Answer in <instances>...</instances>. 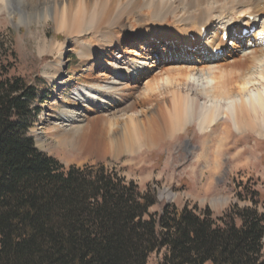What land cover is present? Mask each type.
I'll use <instances>...</instances> for the list:
<instances>
[{
  "label": "trees",
  "instance_id": "trees-1",
  "mask_svg": "<svg viewBox=\"0 0 264 264\" xmlns=\"http://www.w3.org/2000/svg\"><path fill=\"white\" fill-rule=\"evenodd\" d=\"M38 95L0 73V264H264V212L158 202L102 164L65 167L29 130Z\"/></svg>",
  "mask_w": 264,
  "mask_h": 264
},
{
  "label": "bare ground",
  "instance_id": "bare-ground-1",
  "mask_svg": "<svg viewBox=\"0 0 264 264\" xmlns=\"http://www.w3.org/2000/svg\"><path fill=\"white\" fill-rule=\"evenodd\" d=\"M0 2L10 9L23 3L30 6L49 5L58 30L64 28L68 33L77 35L91 30L98 35L101 47L92 50L88 46H80V68L86 71L85 76L92 84L89 87L107 96L117 92L121 94L129 87L118 88L115 84L118 83L117 78L105 82L109 78L106 73L109 76L129 75L137 82L148 68H156V65L147 63L149 56L163 54L166 60L162 66L164 72L159 73L158 79L147 87L149 94L141 98L140 109L129 102L128 107L125 105L127 109L118 116L109 118L99 114L95 118L85 117L82 125L63 131L62 139L78 154L98 159L107 155L117 158L151 144L160 129L162 134L171 136L187 123L195 121L197 131L203 133L227 116L233 119L236 132L244 129L264 132V0ZM142 14L149 19H141ZM47 16L43 19L46 20ZM218 19L226 20L223 26L216 23ZM235 33L237 37L230 40L228 46L226 38ZM133 40H139L137 49L140 51L135 53L137 58H127L126 73L110 70L109 67L104 68V73H97L101 62L93 67L92 57L98 55L110 59L114 45ZM64 45H59V54L52 65L55 69L63 64L61 50ZM44 46L39 47L40 53L44 51ZM220 49L219 54L217 51ZM197 51L201 56H196ZM109 59L105 61L111 65ZM152 59L157 63L155 57ZM179 62L181 66L172 65ZM140 63H143L142 66L137 67ZM134 85L130 88L133 89ZM161 87H165L163 91L170 90V98L167 99L164 94V97L155 100L154 105L147 106L153 93L158 91L162 94ZM88 94L87 97H77L76 104L86 98L93 100L98 97L92 91ZM66 114H69L68 110L63 112L64 116ZM251 114L254 116L251 117ZM242 115L246 118L250 116V121L244 124Z\"/></svg>",
  "mask_w": 264,
  "mask_h": 264
},
{
  "label": "rangeland",
  "instance_id": "rangeland-1",
  "mask_svg": "<svg viewBox=\"0 0 264 264\" xmlns=\"http://www.w3.org/2000/svg\"><path fill=\"white\" fill-rule=\"evenodd\" d=\"M35 3H39L38 0ZM50 10L49 5L30 6L24 3L10 9L0 2V73L20 76L35 87L38 97L34 106L39 111L29 132L39 150L55 157L65 167L100 163L106 169L118 173L125 181H133L142 190L149 186L155 191L158 200L152 211H159L165 204H175L177 207L195 205L198 208L208 207L215 216H219L233 204L240 207L251 206L255 202L258 210L264 212V132L256 133L249 129L236 132L233 119L229 116L222 117L218 125L207 128L203 133L197 131L195 121L187 123L171 136L162 134L160 129L151 144L117 158L107 155L98 159L75 152L62 139L63 131L82 125L85 117L95 118L99 114L109 118L118 116L130 103L140 109L139 102L149 94V84L158 79L159 73L164 72L162 66L166 60L163 54H151L147 63L156 65V68L145 67L148 70L137 82L129 75L109 76L106 73L109 78L105 82L117 78L118 83L115 84L118 88L129 87L128 90L123 89L121 94L117 92L107 96L95 91L89 87L92 84L85 76L86 71L80 68L82 61L79 49L81 45L92 50L101 47L98 35L91 30L78 35L68 33L64 28L58 30ZM141 19H149V16L142 14ZM217 21L221 26L226 22L225 19ZM235 37L236 33L226 38L228 46ZM138 41L114 45L110 59L98 55L92 57L93 67L101 62L97 73H104L106 67L126 73L127 58H137L135 53L140 51L137 49ZM64 43L61 50L63 64L55 69L52 65L59 54V45ZM43 44L44 51L40 53L39 47ZM196 56H201L200 52L197 51ZM153 57L157 63H154ZM105 59L111 60L112 64L108 65ZM172 65L181 66L180 62ZM132 84H135L133 89L130 88ZM160 89L164 90L165 87ZM163 90L162 94H158V91L153 93L147 106L154 105L160 96L167 95L169 99L170 90L167 91L170 95ZM89 91L95 92L97 99L86 98L76 104V98L87 97ZM66 110L69 114L64 116ZM249 117L241 116L244 124L250 121ZM262 243L264 256V237ZM164 253L165 248L151 253L148 264H157Z\"/></svg>",
  "mask_w": 264,
  "mask_h": 264
}]
</instances>
